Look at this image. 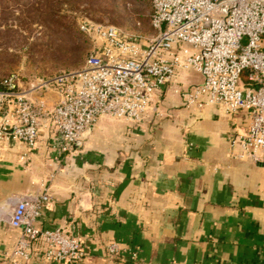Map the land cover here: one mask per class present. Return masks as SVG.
Wrapping results in <instances>:
<instances>
[{"label":"crops","instance_id":"obj_1","mask_svg":"<svg viewBox=\"0 0 264 264\" xmlns=\"http://www.w3.org/2000/svg\"><path fill=\"white\" fill-rule=\"evenodd\" d=\"M202 83L180 71L146 122L103 117L71 153L58 154L53 134L27 160L20 145L0 144V264L21 235L9 224L15 197L42 192L51 174L36 226L77 237L84 258L48 260L38 241L22 264H264V165L237 157L250 113L187 107L184 94Z\"/></svg>","mask_w":264,"mask_h":264},{"label":"built area","instance_id":"obj_2","mask_svg":"<svg viewBox=\"0 0 264 264\" xmlns=\"http://www.w3.org/2000/svg\"><path fill=\"white\" fill-rule=\"evenodd\" d=\"M151 3L155 34L148 43L139 31L85 23L82 30L92 46L81 68L27 88L17 75L5 78L0 83V144L20 145L25 149L21 159L27 160L40 136L53 134L58 154L71 153L103 117L146 122L164 88L180 71L191 70L201 75L203 83L184 94V104L196 110L218 106L231 115L249 111L237 157L264 165V0ZM49 94L58 95L59 101L48 102ZM236 138L230 140L231 150L237 146ZM53 178L51 174L49 180ZM49 180L42 184V192L15 197L9 224L21 235L1 264L29 261L38 241L44 243L48 260L77 263L84 258L77 237L60 228L36 226L52 200ZM107 250L111 256L121 252L116 243Z\"/></svg>","mask_w":264,"mask_h":264},{"label":"rangeland","instance_id":"obj_3","mask_svg":"<svg viewBox=\"0 0 264 264\" xmlns=\"http://www.w3.org/2000/svg\"><path fill=\"white\" fill-rule=\"evenodd\" d=\"M151 16V0H0V79L17 75L27 88L81 68L92 46L85 23L139 31L148 43Z\"/></svg>","mask_w":264,"mask_h":264},{"label":"trees","instance_id":"obj_4","mask_svg":"<svg viewBox=\"0 0 264 264\" xmlns=\"http://www.w3.org/2000/svg\"><path fill=\"white\" fill-rule=\"evenodd\" d=\"M91 50V49H90ZM90 50H89V52H90ZM89 54V53H88ZM4 80V78L3 79H0V83L2 82Z\"/></svg>","mask_w":264,"mask_h":264}]
</instances>
